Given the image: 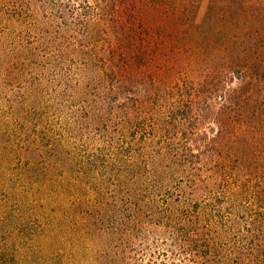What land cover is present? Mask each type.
I'll return each mask as SVG.
<instances>
[{"label": "trees", "instance_id": "trees-1", "mask_svg": "<svg viewBox=\"0 0 264 264\" xmlns=\"http://www.w3.org/2000/svg\"><path fill=\"white\" fill-rule=\"evenodd\" d=\"M187 1L0 0V264H264V14Z\"/></svg>", "mask_w": 264, "mask_h": 264}, {"label": "rangeland", "instance_id": "rangeland-1", "mask_svg": "<svg viewBox=\"0 0 264 264\" xmlns=\"http://www.w3.org/2000/svg\"><path fill=\"white\" fill-rule=\"evenodd\" d=\"M185 3L188 4L187 0H183ZM213 0H197V4H196V9L194 10V14L193 17H191V20H189V22L187 24H190L191 21H194L198 26H199V32L195 34L196 39L195 42L193 43V45L198 49V50H204V45L206 42H204V45L200 42L204 41V37H205V33H207V30L213 29L217 30L218 27L220 28V22H218L215 25V21L211 22L208 18V12H209V6L210 3ZM229 2V0H228ZM231 2V1H230ZM258 5L260 6V10L258 8H254L253 6ZM245 6H246V11L248 12H244L242 13V15H245L246 17H243L242 20H240V23L237 24V26H234L232 23H228L225 26H223V29L225 31H229L232 30L235 31L234 34L238 35V39L241 40V38H244V32L245 30H247L248 28H250L251 24H257L258 20L256 16H258V12H263L262 14H264V0H245ZM259 10V11H258ZM150 13H147V18L152 20L151 22L153 23L152 28H158L160 25V23H164V25H171L172 23L169 22V16L170 14L165 11V13H162V15H158L157 11L155 9H149ZM257 13V15H255ZM190 16H192V14H190ZM211 22V23H209ZM234 29V30H233ZM170 31H174L169 30ZM209 32V31H208ZM190 39H192L191 37H188ZM213 37H211L212 39ZM214 41V40H213ZM3 46L5 47V18L1 19L0 18V47L3 48ZM0 48V53H2V49ZM71 54H75L74 52H72ZM193 54H188V56H192ZM195 55V54H194ZM73 56V55H72ZM192 61H191V65H193V67L197 70H195L192 73H187L190 77L189 78H204L205 75L208 74V72L206 71L207 68H204V66L200 67V62H198V59H195L193 57H189ZM1 61H3L0 64V127H4L5 129V117H6V103L5 100L7 98V95L9 93H11L12 91V87L10 86V83H8L11 80V77L9 75H5V58L1 59ZM247 66V65H245ZM156 63H152L151 66L149 65L148 71H156ZM200 68V69H198ZM249 69V67H247ZM263 69L261 70V73H263ZM150 72V73H152ZM55 77V74H52ZM204 76V77H203ZM5 78H7V83L5 85ZM241 78L240 76H237L236 81L231 85V86H236L238 85V81L237 79ZM1 155L5 156V149L0 151ZM5 158V157H4ZM3 172L4 177H5V159L1 162L0 164V174ZM4 193H2L0 195V201H2L4 199ZM1 215V213H0ZM3 224V223H2ZM157 236V235H156ZM7 235H5V226L0 228V249H4L5 250V243H6V238ZM160 238H164V236L159 234ZM242 242V241H241ZM243 243V242H242ZM241 243V244H242ZM243 250H245L246 252H250L251 250H249L248 248H244ZM229 251V250H227ZM260 253V251L258 252ZM249 257V255L247 256ZM173 258H179L181 260L182 263H185V261L189 260L191 257H189V255H186L185 253H183L182 255H171L170 256V260H172Z\"/></svg>", "mask_w": 264, "mask_h": 264}]
</instances>
